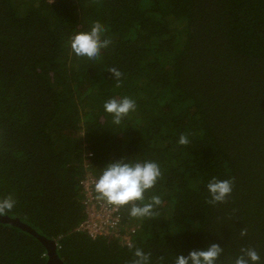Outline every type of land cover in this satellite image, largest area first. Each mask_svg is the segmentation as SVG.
I'll return each instance as SVG.
<instances>
[{
  "label": "trees",
  "instance_id": "16d2710c",
  "mask_svg": "<svg viewBox=\"0 0 264 264\" xmlns=\"http://www.w3.org/2000/svg\"><path fill=\"white\" fill-rule=\"evenodd\" d=\"M94 21L111 44L98 59L79 57L69 38ZM123 97L136 109L115 125L103 105ZM122 159L162 173L135 202L159 196L152 216L118 207L137 229L130 247L77 231L81 180ZM212 178L234 179L226 203H207ZM8 195L16 205L5 216L54 241L64 264H130L136 248L172 264L213 243L224 249L217 264L242 247L264 264V0H0V198ZM48 260L35 235L0 222V264Z\"/></svg>",
  "mask_w": 264,
  "mask_h": 264
},
{
  "label": "clouds",
  "instance_id": "9594fccd",
  "mask_svg": "<svg viewBox=\"0 0 264 264\" xmlns=\"http://www.w3.org/2000/svg\"><path fill=\"white\" fill-rule=\"evenodd\" d=\"M105 27L94 21L90 31H80L69 38L70 48L79 57L98 59L102 49H106L111 44L110 39H102ZM119 81L122 72L117 68L108 69ZM119 86V85H118ZM104 110L113 116V123L120 125L122 119L130 112L135 111L136 103L129 97L120 99L112 98L103 105ZM180 145L189 144L187 134H181L178 140ZM161 169L156 162H129V159H122L110 162L101 170V174L94 181V191L98 201L106 202L116 207L128 206L129 216L132 218H144L153 215L154 206L162 204L159 196L154 195L148 203L137 204L143 201L144 193L152 189L159 178ZM234 179L219 180L212 178L207 189L211 198L207 200L209 205L226 203L227 198L232 194ZM16 205V200L12 195L0 198V217L5 216ZM248 231L243 228L240 236H247ZM224 249L219 244H211L206 250H193L187 257L176 255L172 264H217L223 254ZM240 255L230 259L229 264H260L261 257L258 251L252 247H242ZM130 264H152L151 253H145L143 249L136 248ZM158 264H167L164 256L158 258Z\"/></svg>",
  "mask_w": 264,
  "mask_h": 264
},
{
  "label": "built area",
  "instance_id": "2783aa9c",
  "mask_svg": "<svg viewBox=\"0 0 264 264\" xmlns=\"http://www.w3.org/2000/svg\"><path fill=\"white\" fill-rule=\"evenodd\" d=\"M94 181L90 177L80 182L84 196L85 216L77 231L86 234L91 239L111 235L119 239L124 246L130 247L133 244V236L136 235L137 229L123 225V217L118 207L96 199Z\"/></svg>",
  "mask_w": 264,
  "mask_h": 264
},
{
  "label": "water",
  "instance_id": "95a60500",
  "mask_svg": "<svg viewBox=\"0 0 264 264\" xmlns=\"http://www.w3.org/2000/svg\"><path fill=\"white\" fill-rule=\"evenodd\" d=\"M0 222L15 225L35 235L45 245V247L48 250L49 260L47 264H64L63 261L57 255L56 248H55L56 244L54 241L48 240L46 237L38 234L37 232H35L33 229H31L27 225L21 223L18 220L12 219L10 217H7V216L0 217Z\"/></svg>",
  "mask_w": 264,
  "mask_h": 264
},
{
  "label": "bare ground",
  "instance_id": "6f19581e",
  "mask_svg": "<svg viewBox=\"0 0 264 264\" xmlns=\"http://www.w3.org/2000/svg\"><path fill=\"white\" fill-rule=\"evenodd\" d=\"M85 235H86V234H85ZM86 236H87V235H86ZM88 237H89V236H88ZM135 239H136V235L133 236V243H134ZM121 245H123L122 242H121ZM132 245H133V244H132ZM132 245H131V246H132ZM123 246H124V245H123Z\"/></svg>",
  "mask_w": 264,
  "mask_h": 264
}]
</instances>
